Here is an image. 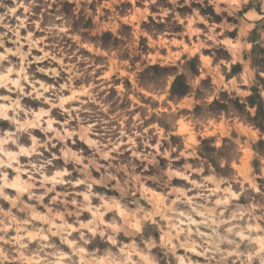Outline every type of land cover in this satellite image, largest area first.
Here are the masks:
<instances>
[{
  "label": "clouds",
  "instance_id": "clouds-1",
  "mask_svg": "<svg viewBox=\"0 0 264 264\" xmlns=\"http://www.w3.org/2000/svg\"><path fill=\"white\" fill-rule=\"evenodd\" d=\"M0 264H264V0H0Z\"/></svg>",
  "mask_w": 264,
  "mask_h": 264
}]
</instances>
